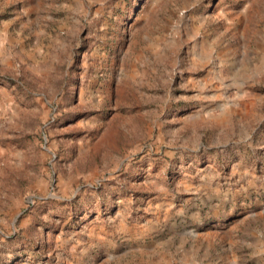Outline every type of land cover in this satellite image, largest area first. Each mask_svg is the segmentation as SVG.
Masks as SVG:
<instances>
[{
  "label": "rangeland",
  "instance_id": "1",
  "mask_svg": "<svg viewBox=\"0 0 264 264\" xmlns=\"http://www.w3.org/2000/svg\"><path fill=\"white\" fill-rule=\"evenodd\" d=\"M0 264H264V0H0Z\"/></svg>",
  "mask_w": 264,
  "mask_h": 264
}]
</instances>
